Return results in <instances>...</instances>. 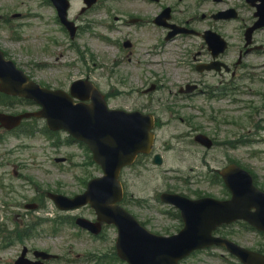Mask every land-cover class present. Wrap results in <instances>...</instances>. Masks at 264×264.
Returning a JSON list of instances; mask_svg holds the SVG:
<instances>
[{"label": "rangeland", "instance_id": "rangeland-1", "mask_svg": "<svg viewBox=\"0 0 264 264\" xmlns=\"http://www.w3.org/2000/svg\"><path fill=\"white\" fill-rule=\"evenodd\" d=\"M166 1L169 5L175 3V0ZM102 2L112 10V14L121 13V9L131 10L134 11L132 15H139L143 20L154 10L153 6L130 0ZM15 13L29 14L30 17L13 20L11 16ZM5 16L10 19L7 27L11 29L4 26ZM36 16L38 18H35ZM69 16L71 19L76 17L82 21L89 17L93 22L84 29L82 36L75 43L83 52L84 62L69 49L71 41L59 26L51 21L54 20V13L49 7L42 5V0H0V49L18 68L44 86L63 89L76 79L88 77L102 91L111 94L110 107L152 111L161 118L164 125L159 131L157 146L165 144L163 165L155 168L149 160V163L125 170L122 174V184L128 194L145 200L144 206H129V209L149 231L167 235L176 232L180 225L177 220L171 219L167 206L154 200L156 194L172 190L191 196L200 192L222 197V190L218 185L184 184L188 177L193 176L194 171H205L203 161L212 169H219L230 162L236 163L253 174L256 186L264 190V74L261 75L258 70L251 71L255 74V83L247 78L239 80L236 82L238 90L227 91V97L220 100L215 97L207 99V95L180 99L178 87L196 78L188 63L192 60L189 51L192 53L201 50L199 41L180 39L157 48L159 46L156 44L163 41V35L149 24L131 28L118 26V30L100 27L97 22L108 20V15L98 11L93 12L91 16H80L78 2L73 5ZM110 23L116 25L113 21ZM225 34L231 39L229 55L235 57L236 53L233 52L236 51L238 36L233 34L231 29ZM102 36L110 40L129 38L139 42L137 47L140 49L136 55L138 62H131L130 66H120L117 69L118 74H112V61L124 57L127 52L117 50L110 42L103 40ZM258 38L264 40V32ZM154 47L157 48V54L148 53ZM176 48H179L180 52L167 59V53ZM173 61H178L179 64ZM253 63L263 64L264 57L257 58ZM210 79L211 76L208 81ZM216 82L217 79L211 80L209 85L215 86ZM151 83H155L159 89L144 95L143 90ZM171 112H176L173 118L170 117ZM211 115L215 116L214 120H209ZM195 129L214 136L219 145L210 152L202 150L192 141ZM224 143H231V147L223 146ZM25 144L30 148L20 149L16 141L0 145V154L4 149L18 148L16 155L9 158H17L23 165L19 172L22 174L20 178L12 173L14 166L16 171L20 170L16 162L12 161L15 165L0 168V222H5L10 216H14L10 221L23 218V205L25 202L30 203V199L34 198L36 183L42 190L60 189L63 194L72 196L80 193L83 188L82 179L79 178L90 179L101 174L93 167L85 170L84 166H76L73 169L66 165L55 166L45 158L47 152L51 154L55 153V150L42 147L43 143L36 139L27 140ZM60 153L74 154L75 164L82 165L86 161L85 151L78 147H65ZM44 160L45 162H41ZM191 169L194 171L191 172ZM25 177L31 178V182ZM55 211L51 204L45 203V208L32 214L31 218H66ZM79 213L86 217L93 215L89 208L77 214ZM60 222L61 220L58 224ZM30 223L36 224L37 220L32 219ZM58 228L59 231L53 233L51 222L38 224L31 238L33 244L47 248L61 258L53 264H85L83 260H86L88 254H104L114 242L115 233L111 229L101 240L96 241L84 234L75 235L69 226L62 225ZM232 232L230 239L243 247H264V236L244 231L240 227L234 228ZM20 250L19 244L3 249L0 246V264H12ZM229 260L221 250H208L192 256L186 264H235Z\"/></svg>", "mask_w": 264, "mask_h": 264}, {"label": "water", "instance_id": "water-1", "mask_svg": "<svg viewBox=\"0 0 264 264\" xmlns=\"http://www.w3.org/2000/svg\"><path fill=\"white\" fill-rule=\"evenodd\" d=\"M259 14H264V3L259 8ZM214 36L207 40L210 49L218 45V38ZM0 91L34 100L42 107L34 116L46 118L50 128L63 129L89 146L93 159L102 167L105 176L91 181L87 191L72 200L62 197L53 199L63 210L89 203L96 212L98 223L115 225L118 231L117 253L129 264H177L192 251L214 245L224 246L244 264H264L259 255L229 241L211 237L217 226L239 219L264 231V194L253 187L246 173L234 167L225 171V183L232 193V199L227 202L208 199L190 202L176 195H162L163 202L173 204L181 211L184 229L170 238L154 236L139 227L116 205L121 194L117 174L122 166L133 161L137 153L149 149L151 117L108 111L103 98L92 85L83 81L73 83L70 93L82 101L90 99L92 103L74 105L67 94L40 89L28 82L22 72L3 60L1 53ZM0 120L3 118L0 117ZM79 225L94 234L98 233L99 224L81 221Z\"/></svg>", "mask_w": 264, "mask_h": 264}, {"label": "flooded vegetation", "instance_id": "flooded-vegetation-1", "mask_svg": "<svg viewBox=\"0 0 264 264\" xmlns=\"http://www.w3.org/2000/svg\"><path fill=\"white\" fill-rule=\"evenodd\" d=\"M146 3H151L149 0H142ZM162 0L156 1L154 4L158 5L161 3ZM182 1V0H180ZM221 6L222 9L220 10H209L208 8L210 6ZM203 7L204 10H201L200 8ZM234 10L236 13V21H223L220 19H215L214 16L219 12H224L228 10ZM248 9L249 7L244 3V1L241 0H194L193 2V8L187 9L184 12L171 10L170 13V23L176 24L178 26H185L187 28H204V29H223L227 25L231 23H240L242 22L241 28H246L250 26L253 23V17L243 19V10ZM160 11L154 13L151 18H149L148 22L153 23V19L159 14ZM117 19V18H116ZM139 20L137 19L136 22ZM176 38V37H175ZM174 40V39H173ZM130 44V43H129ZM129 47H132V44H130ZM242 50L239 52V56L241 57L236 64H231L233 68H237L240 70V72H244L245 66L242 64V57L246 56L250 52L257 51L260 48L255 46V40L252 38V44L248 47L245 45L242 46ZM208 55V54H206ZM209 56V55H208ZM225 55H221L219 59L223 60ZM202 64H207L211 62L210 56L207 57L205 60H201ZM196 70V67H195ZM232 76L235 75V72H231ZM204 75L201 74V76ZM216 76H226L224 73H217ZM196 85L199 87V93H203L205 91V88L208 86L203 80H200L199 83H196Z\"/></svg>", "mask_w": 264, "mask_h": 264}]
</instances>
